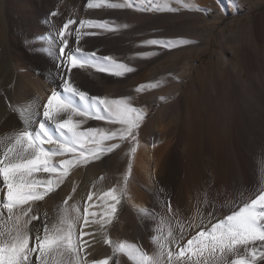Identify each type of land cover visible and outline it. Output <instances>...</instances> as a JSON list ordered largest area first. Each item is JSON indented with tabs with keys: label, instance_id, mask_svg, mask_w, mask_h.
I'll use <instances>...</instances> for the list:
<instances>
[{
	"label": "bare ground",
	"instance_id": "bare-ground-1",
	"mask_svg": "<svg viewBox=\"0 0 264 264\" xmlns=\"http://www.w3.org/2000/svg\"><path fill=\"white\" fill-rule=\"evenodd\" d=\"M88 2L89 0H0V50L5 49L2 51L4 53L0 52V58L4 56L2 60L4 63L5 59L7 65V76L0 80V134H8L22 127V121L11 110L10 105H33L40 113L37 119L42 118L43 104L52 91L58 90L57 86L60 84V77L57 75L60 64L58 50L64 45L60 43L57 33L69 19L74 20V24L69 25L70 47L79 46L82 51L95 52L99 57L111 56L129 66L128 54L135 39L127 32V28L115 27V24L125 21V13L118 10L115 13L114 8L107 6L102 9L89 8ZM110 2L106 0V3ZM184 2L195 5L193 0ZM261 4L262 2L223 0L215 13V23L202 29L203 35L198 39L186 37V33H196L194 30L197 29L191 31V28H196L198 19L206 13L204 8L203 11L195 7L186 9L175 3L177 10L156 15L153 26L158 31H175L178 39L188 42L194 50L203 49L207 52L212 48V38L218 23L235 13L251 12ZM80 20L108 21L109 27L115 30L87 25L81 28ZM246 25L245 30L237 33L234 24L227 23L220 30V41L215 38L216 48L206 66L196 65L190 80L179 75L176 77V85L172 91L176 114L174 136L170 138L167 135L168 139L162 137V128L159 132L144 131V136L160 137L162 141L150 144L142 137V148L135 157L129 196L123 197L116 218L107 226L111 239L135 243L151 254L156 251L154 235H160L161 231L166 234L168 226L172 227L174 234L179 235V224H184L187 234L181 241L183 245L199 230L188 228L189 222L199 223L202 215L205 224L201 227L206 229L209 226V213L220 217L227 215L234 205L238 207L246 199L254 198L259 189L264 187V12L249 15ZM76 29H80L82 33L79 42L75 39ZM247 32L251 34L248 42L242 35ZM218 43L221 44L219 50ZM159 50V55L167 52L166 49L163 52V47ZM1 53L6 54L2 56ZM117 55L120 57H116ZM18 56L22 57V64L17 63ZM150 60L153 61L152 58ZM142 69L143 67L136 68L123 77H117L98 72L93 67H85L73 69L71 80L92 96H108L113 90L126 88L132 76ZM97 76L104 79V85L98 83ZM136 78L139 85L146 83L147 77L143 73ZM74 99L79 104L78 98ZM144 99L143 106L146 105ZM234 144L243 163L247 167L251 164L249 176L246 175L248 169L245 172L243 168L244 164L240 161L235 163L234 154L229 153L235 148ZM125 146L120 142L118 149L105 154L101 160L73 169L70 180L61 185L50 199L41 202V212L47 211L52 218L54 206L62 203L71 192L73 184L77 185V193L69 204L79 203L82 212L89 191L101 193L108 183L117 185L121 182L123 175L114 172L122 171L123 164L113 167L112 157L121 153ZM223 147H226L229 157L235 158H230L231 168L229 167L230 171L225 176L222 175ZM205 156H210V159ZM93 200L99 203L96 196ZM166 201H170L171 213ZM91 210L100 211L99 208ZM162 219L167 223H161ZM97 227L92 225L84 230L95 237L93 258L102 259L111 255V248L103 244V237ZM84 239L92 242L90 237L86 236ZM170 247L179 250L174 244ZM119 259L121 264H131L124 256ZM231 259L232 257L229 258ZM257 264H264V261L258 259Z\"/></svg>",
	"mask_w": 264,
	"mask_h": 264
},
{
	"label": "snow or ice",
	"instance_id": "snow-or-ice-1",
	"mask_svg": "<svg viewBox=\"0 0 264 264\" xmlns=\"http://www.w3.org/2000/svg\"><path fill=\"white\" fill-rule=\"evenodd\" d=\"M172 2L162 0L154 4L153 0H138V3L128 0L120 4L89 0L88 7L130 8L136 5L143 10L176 11L171 7ZM174 2L186 9L199 8L184 0ZM79 23L81 28L87 25L115 30L109 27L108 21L80 20ZM72 24L74 20L69 19L57 33L64 45L58 50L60 84L43 104L42 118L37 119L40 113L33 105H10L22 121V127L0 134V264H121V256L131 264H257L258 259L264 261V187L254 198L246 199L238 207L234 205L227 215L220 217L209 213L206 229L201 227L205 224L202 215L199 223L189 222L188 228L199 230L183 245L181 241L187 234L185 225L177 221L179 235L168 226L166 234L161 231L160 235L153 236L156 251L151 254L135 243L111 239L107 231L127 194L131 161L117 185L102 193H87L82 212L79 203L69 204L77 193L75 184L62 203L54 206L52 218L47 211L41 212V202L50 199L70 180L73 169L101 160L105 154L118 149L120 142L138 143L136 133L146 115L142 108L133 106L131 97L92 96L72 82L73 69L93 67L117 77L135 71L111 56L99 57L95 52L82 51L79 46L70 47L69 25ZM81 36L80 29H76L77 42ZM144 44L175 46L170 40L160 39L147 40ZM157 86L156 82H149L139 85L136 91ZM74 98H78L79 104ZM72 116L79 119L74 120ZM89 119L106 121L115 127H82ZM135 152L136 147L131 146L129 153ZM166 203L171 213L170 201ZM94 208L100 211L91 210ZM161 223L167 222L162 219ZM92 225L98 226L102 242L111 248V255L93 258L95 237L84 230ZM86 236L92 242L85 240ZM173 244L178 251L170 247Z\"/></svg>",
	"mask_w": 264,
	"mask_h": 264
},
{
	"label": "rangeland",
	"instance_id": "rangeland-1",
	"mask_svg": "<svg viewBox=\"0 0 264 264\" xmlns=\"http://www.w3.org/2000/svg\"><path fill=\"white\" fill-rule=\"evenodd\" d=\"M110 1H111L110 3H120V4L128 2V0H110ZM158 2H162V0H153L154 4L158 3ZM193 2L195 5L199 6L198 9H200L201 11H203V8L206 9V13L202 14V16H200V18H199L200 20L198 19V25L196 24V28H195V26L193 28H191L192 29L191 31H193V29H197V30H194L196 33L191 34L189 31L188 33H186L187 36L185 35L186 37H189L191 39H196L197 37L199 38L203 35L202 34L203 30L213 26V24L215 23V18H214L215 13L218 11L217 8L221 5L223 0H193ZM244 2L245 3L262 2V4L258 7H256L251 12L235 13V15H230L227 18H225L223 21L218 23L216 28H215V33L213 34L214 37L212 38V48L210 51H207V52H205L203 49H201L202 51H199L200 49L194 50L193 47L191 45H189L188 42H183L180 39H178V37H177L178 35H176L177 33L175 34V31H168V32L167 31H161V30L158 31L157 29L154 28L153 22L156 21V19H155L156 15H159L160 13L162 14V12L163 13L164 12L165 13H172L174 11L143 10L142 8H140L136 5H134L133 7H130V8L129 7L114 8L115 11L118 10L120 13L121 12L125 13V21L120 22L121 24H118V23H117V25L115 24V27L118 26V28H120V26H122L121 28H123V27L125 29L127 28L128 29V30L126 29L127 32L129 31V34H131L135 39L131 45V51L128 54L130 57L129 66H131L134 69L143 67V69L141 72L134 74L132 76L130 84H128L126 88H123V89L118 88L116 90H113L112 92L109 93V95L107 97L112 98V99H117V98H120L123 96L131 97L133 106L138 107V108H142L144 110V112L146 113L145 119L141 123V125H140V127L136 133L138 143L132 142L130 140L123 141V143L126 145L124 150L121 153H118V154L114 155V157H112L113 167L123 164L122 165V167H123L122 171H115L114 172L115 174H119V175H123L126 172L129 161H131L132 171H131V175L128 179V182H127L126 197L129 196V193H128L129 192V185H130L131 181L133 180V175H134L133 174L134 173L133 167L135 166V157H136V154L142 148V146H141L142 145V137H145V138H143L144 141L147 140L146 142L147 143L149 142L150 144H154V143L162 141V140H160V137L159 138H152L150 136L149 137L144 136V131L153 130L154 132H157V131L159 132L163 129L162 130L163 132H161V134L163 133L162 137L166 138L167 135H170L168 137L172 138L174 136L173 132H174V128L176 125V114H174L175 113V106H174V97L172 96V91L176 85V77L179 75L180 77H185V80H190L193 76V70L196 68V65L206 66V64H207L206 62L209 61L210 55H212V51H214L216 48L215 47L216 46L215 38H217V40L220 41V38H221L220 30L224 26H226L227 23L231 22L232 24H234L235 32L239 33V31L246 29V27H247L246 24H247V20H248L249 15L255 16L259 12H264V0H244ZM137 3H138V0H137ZM171 7L173 9H175L174 0L171 3ZM101 9H102V7H101ZM195 9H197V8L195 7ZM118 11H116L115 13H117ZM90 16H93V15H90ZM141 24H143V25H141ZM139 25H140V27H138ZM198 29H200L199 32H198ZM153 30L157 31V32H153ZM242 35H243V39L246 42L251 40V34L250 33L247 32V33H243ZM193 36H194V38H193ZM137 39H138V41H137ZM151 39L170 40L174 43L175 46L172 48H164L161 45L158 46V45H146V44H144L145 41L151 40ZM141 45H143V46H141ZM161 47H163V52H164V49L167 50V52L164 53V55H159V54H161V52L159 50ZM0 49H1V47H0ZM219 49H221L220 43L217 44V50H219ZM4 50L5 49L2 48V51H4ZM2 51L0 50V52H2ZM2 53H4V52H2ZM144 53H148V55L145 56V55H143ZM5 54H2V56ZM197 54L199 55V57ZM176 55H177V59H176ZM116 57H120V55L119 56L117 55ZM3 58H5V57L3 56L2 58H0V80L3 79V77L7 76V73H6L7 72L6 66L7 65H6L5 59H4V63H3V60H2ZM151 58L153 61L150 60ZM145 59H146V61H144ZM17 63H19V64L23 63L22 57H20V56L17 57ZM176 65L178 66V68ZM18 68L21 70L20 67H18ZM23 71H25V70H23ZM140 73H143L145 75V77H147V79L145 81L146 82L145 85L148 84L149 82H156L158 84V86L154 87V88H145V90H143L141 92H137L136 88L139 86V83H138L136 77H138V75ZM158 73L160 75H158ZM97 79H99V82H98L99 84L104 85V79L98 78V76H97ZM0 93H1V90H0ZM161 97H163L164 99H161ZM143 99L146 102L145 106H143V103H142ZM72 119H74V120L79 119V117L72 116ZM82 127H84V128H87V127L106 128V127H115V126L109 125L106 121L89 119V120H86V122L83 124ZM156 128H159L160 130L159 129L156 130ZM164 130L166 131V133ZM161 134H159V136ZM168 137L166 139H168ZM152 139H154V140H152ZM155 140H156V142H154ZM158 140H160V141H158ZM131 146L136 147L135 153H129V148ZM234 146H235V148L232 150L233 152L231 151L229 153H230V155H231V153H232V155L234 154L236 159L234 157H229L226 147L222 148L221 160L223 163V170H222L223 176L227 175L230 171L231 164H230L229 160H231L233 158V160L235 159L234 160L235 163L236 162L239 163L238 161H240L241 164L244 161V160H242V158L240 156V153L237 149L236 144H234ZM205 158L210 159V156H205ZM56 159H57V157H56ZM211 160H213V158H211ZM243 164L242 165H243L245 172L248 169L247 170L248 173H246V175L249 176V172H250L249 170H251V166H250L251 164L248 165V167L246 166L245 163H243ZM238 171L240 172V170H238ZM108 185H110V187L115 186L113 183H111V184L108 183L103 191H106V189L110 188Z\"/></svg>",
	"mask_w": 264,
	"mask_h": 264
}]
</instances>
